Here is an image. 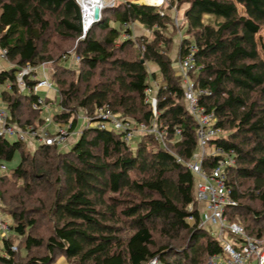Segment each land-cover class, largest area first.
Listing matches in <instances>:
<instances>
[{"label":"trees","instance_id":"trees-1","mask_svg":"<svg viewBox=\"0 0 264 264\" xmlns=\"http://www.w3.org/2000/svg\"><path fill=\"white\" fill-rule=\"evenodd\" d=\"M184 6L180 24L174 9ZM134 24L152 35H137ZM263 26L264 0H166L162 7L115 0L87 32L77 0H0V51L10 64L0 66V86L10 84L1 88L9 121L27 130L34 123L20 118L25 103L33 112L44 110L34 107L40 92L29 90L37 81L25 74L23 90L18 80L28 66L44 63L60 97L52 120L70 134L80 114L92 121L65 151L46 143L27 150L19 138L0 137L1 162L21 153L17 167L0 172L3 210L13 221L9 232L21 239L17 251L12 236L3 239L0 264H53L59 254L74 264H147L156 255L163 264H204L222 251L196 223L197 178L185 164L199 149L198 123L177 63L193 46L197 68L190 74L207 90L199 105L223 130L214 144L236 158L228 171L237 202L229 217L242 218L250 235L264 237V213L256 208L264 207V57L257 38ZM70 58L76 67L67 65ZM152 63L156 70L149 69ZM101 107L135 124L157 125L165 146L156 134L142 132L133 147L125 132L94 126ZM217 163L214 157L204 161L208 168ZM40 220L50 224L47 238L35 233ZM183 232L187 247L174 250L171 242L181 241ZM41 248L44 255L34 254Z\"/></svg>","mask_w":264,"mask_h":264},{"label":"built area","instance_id":"built-area-1","mask_svg":"<svg viewBox=\"0 0 264 264\" xmlns=\"http://www.w3.org/2000/svg\"><path fill=\"white\" fill-rule=\"evenodd\" d=\"M80 4L79 0H77ZM143 2L144 0H139ZM166 0H158L147 5L162 7ZM115 4V0L111 1ZM82 9V5L80 4ZM176 11V9H174ZM177 15V14H176ZM175 15V16H176ZM82 18L84 29L88 25L85 22L84 10L82 9ZM176 22L178 19L176 17ZM85 32L87 30L85 29ZM197 47L193 46L190 51L177 63V68L182 76L185 87V99L188 109L194 115L198 123V142L199 149L193 158L186 162L187 167L195 174L196 180V199L198 202L200 218L196 222V218L191 215L188 217L192 223H197L199 228L207 229L210 233L220 241L222 251L211 254L204 264H264V237H255L250 235L245 226L238 221H232L228 214V208L235 206L236 201L232 196V187L229 183L228 171L235 166L236 158L233 151L227 152L223 148L214 144V141L223 135V130L216 127V116L214 113L206 112L205 108L199 105V98L203 94H207V90L199 87L191 77V71L196 69L195 52ZM0 54L3 58L5 50H1ZM79 60V57H76ZM39 68V70H38ZM37 69L28 66L24 71L19 73V86L25 90L27 84L24 80L25 74L30 75L37 83L33 89H29L34 93H39L43 88L52 87L47 65L44 63ZM41 71V73L39 72ZM156 86V85H155ZM147 102L151 103L154 115H157V98L152 88L146 90ZM47 106L43 97L38 98V103L34 107ZM96 116L98 119L94 122V126L102 129H115L125 132L126 139L129 141L140 132H150L156 134L158 140L165 146L164 132L159 130L157 125L147 126L144 123L135 124L130 120L121 119L118 115L111 112L108 107L98 109ZM88 125H92L89 118H85ZM178 134L181 130L177 131ZM27 133L9 121V114L6 107L0 106V137H17L26 142ZM33 134L40 143L60 144L67 143L71 134L67 125L59 124V130L54 135L49 131L34 132ZM208 157L218 158V163L210 168L204 165V161ZM7 165L0 161V172H5ZM0 196V244L4 238H8L11 223L3 219V204ZM193 209V205H190ZM227 232L240 236L241 238L229 241L225 238ZM12 250L17 251V243L12 245ZM147 264H163L160 256L152 257Z\"/></svg>","mask_w":264,"mask_h":264},{"label":"rangeland","instance_id":"rangeland-1","mask_svg":"<svg viewBox=\"0 0 264 264\" xmlns=\"http://www.w3.org/2000/svg\"><path fill=\"white\" fill-rule=\"evenodd\" d=\"M111 1H113V0H107V3L105 5L106 7H104V8H107V9L110 8V6H112ZM185 7L186 6H184L181 10L176 9V11H175V15L179 14V16H178L179 20L178 21H179L180 24H181V22H183L182 19H183ZM206 19H208V18H206ZM144 28L147 29L146 27L142 26L141 24H137L134 27V30L136 31L137 35H142L143 33H145L146 35L151 36L152 35L151 31L145 30ZM175 31H176V29L173 30L172 32H170V35L171 34L174 35ZM175 37H176L175 38V42L177 44L174 46V49L172 51V56L173 57L176 56V53H177V50H178V47H179V43L181 42V35H177ZM257 38H258L261 54L264 57V26L261 29L260 33L258 34ZM52 40L55 41V42H57V41L60 42L59 37L56 36V35L52 36ZM75 44H76V42L74 43V45L72 47H75ZM69 45L70 44L68 42L64 43V47H67ZM71 62H72V58H70L69 61H67L66 63L69 66H74V67L77 66V64H71ZM0 66H4V67H9L10 66V64L7 63L4 60V58H2L1 54H0ZM149 69L151 71L156 69L155 64L154 63L149 64ZM4 87L9 89L10 88V84H6V85H1L0 86V106L6 107L5 103L3 102L2 98H1V88H4ZM53 88L56 91V93L54 95L56 100L55 99L54 100L53 99H49L48 103L45 102L46 105L47 104H49V105H48V107L44 106V110L42 111L41 114L38 111L37 112L31 111V109L29 108L27 102L25 103L26 105L23 106V110H22L23 112L20 113V118L25 123H27L28 121H30L31 123H34V126H30L29 129H27V130L20 128L21 130H23L25 132H29V133H27V138H26V142H25L26 143V149L28 148V149L31 150L32 146L37 147V146L40 145V142L31 133H34V132H38L39 133L41 131H45V132L50 131L51 133L55 134L59 130V124H57L55 121L52 120V116L54 114H56L58 111L61 110V106H60V103H59L60 97H59V94H58L57 89L55 88V86H53ZM41 95L46 98V95H44V93H41ZM39 115H41L42 118L46 119V122L44 124H42V121L39 120ZM36 124H40V125L36 126ZM87 125H88V121L85 119L83 114H80L79 115L78 124H77V127H76L75 131L71 134L68 142L67 143H60L59 147L62 150H64V151L69 149V148H71L72 144L79 138L81 130ZM140 134H142V132H140ZM16 139H17V137H12V140H16ZM140 140H141V136H135L134 139L131 141L133 147H136L139 144ZM20 160H21V153L19 151V152L16 153V155H15L13 160L6 161V165L8 167V173H10L13 168L18 166V164L20 163ZM1 203L3 204V201ZM256 208H257V211H259L261 213H264V207L261 204L256 205ZM3 219L8 221L11 224L13 222L12 221V217L5 211L3 212ZM238 222H240L241 224L245 223L242 218H240V221H238ZM247 222H248V224L250 223V221H247ZM50 229H51L50 224L47 221L40 220V223L38 224L35 233H37L39 236H43V237L47 238L48 235L50 234V231H51ZM6 234L8 236H12L13 233L10 231V232H6ZM13 238H14L16 243L19 240L21 242V239L17 235L16 236H12V239ZM225 238L227 240H229V241H234L235 239H238V238H241V237L237 236L235 234H232L230 232H227V234L225 235ZM188 239H189V234L187 232H183L181 241H173V242H171V244L173 245L172 248H175L174 250H178V249H182V248L187 247V240ZM160 241H162V238H160ZM20 245L22 246V243ZM21 246H20V251H22V253L25 255L26 251H25L24 247L23 246L21 247ZM45 253H46V251L43 248H41L39 250H37V249L34 250V254H38V255H41V256L44 255ZM53 264H74V263H72L71 261L67 260L65 258V256L59 254Z\"/></svg>","mask_w":264,"mask_h":264},{"label":"bare ground","instance_id":"bare-ground-1","mask_svg":"<svg viewBox=\"0 0 264 264\" xmlns=\"http://www.w3.org/2000/svg\"><path fill=\"white\" fill-rule=\"evenodd\" d=\"M154 1L158 0H144V3H152ZM79 2L82 5V9L84 10L85 22L88 24V22L92 19L93 6L95 4H100L102 7H106L105 5L107 0H79Z\"/></svg>","mask_w":264,"mask_h":264},{"label":"water","instance_id":"water-1","mask_svg":"<svg viewBox=\"0 0 264 264\" xmlns=\"http://www.w3.org/2000/svg\"><path fill=\"white\" fill-rule=\"evenodd\" d=\"M146 4V3H143ZM104 9V7H102V5L100 4H95L93 6V13H92V19L88 22V25L85 27V29L88 31L89 28L92 26V24H94L95 22H98L101 17H102V10ZM163 145V144H162ZM164 146V145H163Z\"/></svg>","mask_w":264,"mask_h":264},{"label":"crops","instance_id":"crops-1","mask_svg":"<svg viewBox=\"0 0 264 264\" xmlns=\"http://www.w3.org/2000/svg\"><path fill=\"white\" fill-rule=\"evenodd\" d=\"M207 18H209L210 17V15H207L206 16ZM135 26L137 25V24H134ZM134 26V27H135ZM145 29V28H144ZM145 30H148V29H145ZM149 31V30H148ZM135 33H136V31H135ZM137 34V33H136ZM143 34H145V33H143ZM142 34V35H143ZM154 70H156V69H154ZM41 93H44V95H46V98H48V99H55V93H56V91L54 90V88H53V85H52V87H50V88H43L42 90H40V95H41ZM42 96V95H41ZM43 98H45L44 96H42ZM48 105L49 104H47V107H48ZM72 140V139H71ZM0 250H1V244H0ZM2 253H4V252H2Z\"/></svg>","mask_w":264,"mask_h":264}]
</instances>
